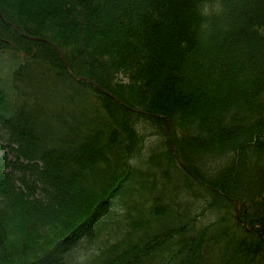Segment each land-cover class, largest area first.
Listing matches in <instances>:
<instances>
[{"label":"trees","instance_id":"obj_1","mask_svg":"<svg viewBox=\"0 0 264 264\" xmlns=\"http://www.w3.org/2000/svg\"><path fill=\"white\" fill-rule=\"evenodd\" d=\"M0 13V264H264V0Z\"/></svg>","mask_w":264,"mask_h":264},{"label":"rangeland","instance_id":"obj_2","mask_svg":"<svg viewBox=\"0 0 264 264\" xmlns=\"http://www.w3.org/2000/svg\"><path fill=\"white\" fill-rule=\"evenodd\" d=\"M155 140L156 136H152L151 142H154ZM86 247L85 240L81 239L80 242L69 251L70 256H68V259H71V264H83Z\"/></svg>","mask_w":264,"mask_h":264},{"label":"water","instance_id":"obj_3","mask_svg":"<svg viewBox=\"0 0 264 264\" xmlns=\"http://www.w3.org/2000/svg\"><path fill=\"white\" fill-rule=\"evenodd\" d=\"M1 14V13H0ZM65 63H66V65H67V67H68V64H67V62H66V60H65ZM77 78L78 79H81L82 77L81 76H77ZM98 87H99V85H97ZM175 155L178 157V155H177V153H175ZM180 163H181V165L183 166V167H185L186 169H187V167L185 166V164H184V162L182 161V160H180ZM188 170V169H187Z\"/></svg>","mask_w":264,"mask_h":264}]
</instances>
